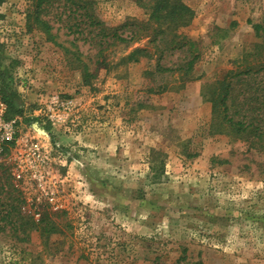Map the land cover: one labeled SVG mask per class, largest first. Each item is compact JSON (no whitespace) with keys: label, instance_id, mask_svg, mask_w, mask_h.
I'll use <instances>...</instances> for the list:
<instances>
[{"label":"rangeland","instance_id":"rangeland-1","mask_svg":"<svg viewBox=\"0 0 264 264\" xmlns=\"http://www.w3.org/2000/svg\"><path fill=\"white\" fill-rule=\"evenodd\" d=\"M89 1L104 24L70 32L57 0L54 43L26 29L33 0H0V100L17 122L0 215L36 223L0 220V264H264V139L212 133L209 101L226 79L229 115L232 91L264 114V0H181L190 19L155 39L137 0ZM131 22L148 29L100 39ZM138 47L149 57L126 59ZM157 58L175 71L146 74Z\"/></svg>","mask_w":264,"mask_h":264},{"label":"trees","instance_id":"trees-1","mask_svg":"<svg viewBox=\"0 0 264 264\" xmlns=\"http://www.w3.org/2000/svg\"><path fill=\"white\" fill-rule=\"evenodd\" d=\"M57 0H33L32 8L26 14V29L30 31L32 28V24H34L41 32L46 35V39L48 41H52L55 43L54 36L51 33V26L47 20L43 18L44 15L51 10L55 2ZM70 6L67 7V10H64L62 13H66L65 19L69 22L67 29L70 32L82 33V29L86 27L102 25L103 22L98 21L95 10L92 5L93 2L89 0H70ZM140 5L145 7L149 11V20H152L157 24V27L153 28V32H155L152 36V39L155 37L158 38V34L161 33L164 36L165 27H173L179 25H185L190 19L191 10L182 3L181 0H176L173 4L169 2V0H154L153 3L147 7L146 0H137ZM151 1V0H150ZM164 2V3H163ZM79 18H82L81 20ZM142 24V23H141ZM146 25V23H143ZM129 28L132 29L130 36H126V38L121 37L120 34H116V32H108L105 28L99 29L100 39H107L106 41L110 42L111 40H124L130 41V39H138L133 38V35H137L142 31H147L148 28L142 27L140 23H129ZM259 25H255L254 29H259ZM149 36L148 34H146ZM156 35V36H155ZM113 37V38H112ZM115 37V38H114ZM111 38V40L109 39ZM175 37H173V44L171 48H178L180 46L179 43L175 41ZM151 41V40H150ZM164 51V50H163ZM143 55L149 57V53L145 48H134L127 56L126 59H134V61H138L139 56ZM161 56H159L160 58ZM193 57L186 64L187 68L184 70L182 75H186L187 79L190 80L191 76L188 73L194 61ZM173 68L163 67L159 59H156V65L154 67V71H145L146 74L153 75L154 72L164 73V72H173ZM85 76H89L88 72L84 71ZM245 71L243 73H239L236 76L237 79H240L241 74H247ZM85 81V80H84ZM184 83V82H182ZM230 81L220 80L219 81V91L216 92L214 96H212L209 101L211 102L212 107V133H232L237 138L246 140L250 142L251 145H254V141H259L264 139V114L261 115L255 110V105L249 103V99L247 96L243 95L241 98V103L236 102V93L232 91V97H230V104L233 106V115H229V107H228V99L230 96L231 90H233L230 86ZM184 84H181L183 86ZM164 90L162 88L159 91ZM248 107L246 108V106ZM249 111V112H248ZM13 210H8L4 214L0 215V220H7L12 225L19 222L21 225L22 231L24 233L27 232L26 229L31 228L36 225L35 222L31 220H25L21 217L19 212L17 211V206H12ZM13 212V213H12Z\"/></svg>","mask_w":264,"mask_h":264},{"label":"built area","instance_id":"built-area-1","mask_svg":"<svg viewBox=\"0 0 264 264\" xmlns=\"http://www.w3.org/2000/svg\"><path fill=\"white\" fill-rule=\"evenodd\" d=\"M6 105L0 100V151L5 145L11 144L15 141L17 135L16 119H5ZM37 149L33 150L37 154Z\"/></svg>","mask_w":264,"mask_h":264}]
</instances>
